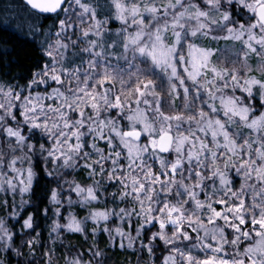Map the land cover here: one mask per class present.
Wrapping results in <instances>:
<instances>
[{"label":"snow or ice","instance_id":"1","mask_svg":"<svg viewBox=\"0 0 264 264\" xmlns=\"http://www.w3.org/2000/svg\"><path fill=\"white\" fill-rule=\"evenodd\" d=\"M25 2L52 23L42 67L0 74V251L264 264V0Z\"/></svg>","mask_w":264,"mask_h":264},{"label":"trees","instance_id":"2","mask_svg":"<svg viewBox=\"0 0 264 264\" xmlns=\"http://www.w3.org/2000/svg\"><path fill=\"white\" fill-rule=\"evenodd\" d=\"M31 10L23 0H0V40L7 41V45L3 47V51L11 52L12 55H5L3 59V68H0V74H6L7 76H15L12 82H19V78L23 76L29 70L35 71L36 68L42 67L47 62V57L43 55L41 44L43 42V32L48 28V25L52 23L51 20H45L43 16L37 21ZM102 18V17H101ZM35 23L38 31L33 34L28 28V24ZM117 25H113L116 27ZM23 31H20V28ZM14 49V51H13ZM35 66V67H34ZM36 164L41 170L44 167L43 161L40 159L39 154L36 156ZM70 178V177H69ZM50 179L45 177L41 180L40 186L37 188V196L39 197L40 207L43 208L45 204H48V200L45 198L44 192L46 190L45 181ZM55 185H53L54 187ZM13 197L9 193L0 192V201L7 200L11 204ZM17 204H19L20 197H15ZM28 199V196H25ZM35 199V198H34ZM32 211V207L28 206V212ZM3 211H0V215H4ZM22 223V221H21ZM38 227L36 232H43L41 241H46L48 247H52L51 241L48 240V228L46 222L41 218L37 221ZM15 233L17 236L21 233L20 224L15 225ZM35 235V233H33ZM72 242L75 243V239L72 238ZM67 243V241H66ZM17 246L21 248L22 255L17 256L14 252L0 251V261L3 264H26V260H31L27 247L20 245V240L16 241ZM35 251V259L38 262L43 261L42 256L43 249L38 245ZM63 251V249H61ZM113 252H119V255L113 257V264H136V256L126 254L123 249L117 247L112 248ZM131 249L129 253H131ZM159 255V253H158ZM62 264V262H61Z\"/></svg>","mask_w":264,"mask_h":264},{"label":"water","instance_id":"3","mask_svg":"<svg viewBox=\"0 0 264 264\" xmlns=\"http://www.w3.org/2000/svg\"><path fill=\"white\" fill-rule=\"evenodd\" d=\"M23 2L26 4L25 0H23ZM30 8V6H28Z\"/></svg>","mask_w":264,"mask_h":264},{"label":"rangeland","instance_id":"4","mask_svg":"<svg viewBox=\"0 0 264 264\" xmlns=\"http://www.w3.org/2000/svg\"><path fill=\"white\" fill-rule=\"evenodd\" d=\"M48 59V58H47ZM233 175H234V173H233Z\"/></svg>","mask_w":264,"mask_h":264}]
</instances>
